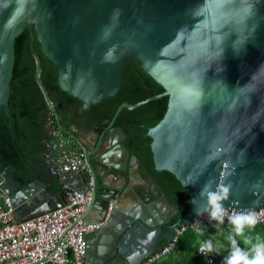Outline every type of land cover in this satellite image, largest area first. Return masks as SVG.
I'll list each match as a JSON object with an SVG mask.
<instances>
[{
  "label": "water",
  "instance_id": "1",
  "mask_svg": "<svg viewBox=\"0 0 264 264\" xmlns=\"http://www.w3.org/2000/svg\"><path fill=\"white\" fill-rule=\"evenodd\" d=\"M26 28H34L43 54L57 67L60 88L88 107L119 93L127 61L139 63L165 90L122 104L113 121L94 127L99 138L92 147L83 134L61 127L34 54L36 78L59 129L86 154L82 174L91 176L80 191L93 180L88 216L103 224L96 237L103 248L88 251L91 263L143 264L182 226L203 216L195 208L206 204L199 192L210 178L213 189L231 185L226 208L263 206L264 0H0V117L9 118L15 46ZM164 97L167 112L147 133L155 168L173 174L196 198L172 226L176 211L169 199L131 156L122 128H112L123 108L132 111ZM15 171L0 161L7 194L17 188L36 192L34 212L40 211L26 220L57 209L58 199L66 204V192H47L45 181L28 183L29 176L14 178Z\"/></svg>",
  "mask_w": 264,
  "mask_h": 264
},
{
  "label": "trees",
  "instance_id": "2",
  "mask_svg": "<svg viewBox=\"0 0 264 264\" xmlns=\"http://www.w3.org/2000/svg\"><path fill=\"white\" fill-rule=\"evenodd\" d=\"M35 53L41 59L42 73L40 79L56 109L61 127L64 130L77 128L91 131L94 126L102 125L106 120L113 121L122 104L134 105L165 91L161 85L141 69L139 63L127 61L123 65L122 88L119 93L104 100L101 104L88 107L60 88L57 67L43 54L34 28H26L17 39L15 46L16 64L11 82L10 119H8V122L10 120L11 123V133H9L8 125L2 122L6 118L4 114L0 118V136L5 141L4 163L8 166L9 164L13 165L20 173H25L23 180L26 179V174H29V161L35 160L38 163L45 161L39 153H48V144L43 143L42 140L47 139L48 143H52V140L56 141L53 135L44 131V127L48 125L51 133L59 129L55 116L50 110L36 78ZM168 102L169 98L164 97L132 111L123 108L112 126L122 128L127 136L126 147L130 150L131 156L140 160L165 193L173 209L179 213L174 218V221H177L179 217L189 211L191 199L187 190L182 187L173 174L156 170L151 150L152 139L147 135L148 128L156 126L163 119L168 109ZM73 106H76L82 115L89 116V120L83 128L79 127L75 118L71 116ZM33 139L37 140L39 146V152L36 154L30 151L26 145L28 141ZM9 145L11 150H9ZM31 180L33 179L30 177L27 180L28 183ZM51 190L56 193L62 191L58 178L52 179ZM254 233L264 236V225L257 226ZM199 237L201 236L195 235L190 230L181 237L177 252L171 255H178V259L174 260L176 263L207 264L206 259L197 254L200 245ZM167 243L164 241L161 247Z\"/></svg>",
  "mask_w": 264,
  "mask_h": 264
},
{
  "label": "built area",
  "instance_id": "3",
  "mask_svg": "<svg viewBox=\"0 0 264 264\" xmlns=\"http://www.w3.org/2000/svg\"><path fill=\"white\" fill-rule=\"evenodd\" d=\"M52 135L57 140L67 134L58 129ZM45 159L50 165V174L60 180L62 191L66 192V204L32 219L17 222L14 219L12 198L5 194V180L0 178V264H93L88 260V236L103 225L85 221L93 203V180L86 191L75 190L71 186L80 173L88 170L86 154L84 151H66L52 157L48 152ZM232 210L236 209H229ZM260 210H264V204L257 211ZM196 221H199L203 235L213 228L229 230L227 219L219 225L210 220L207 213ZM194 222L182 226L170 242L143 264H156L175 254L181 237L187 231L198 235L192 227ZM262 225L264 220L257 226ZM197 254L204 257L207 264H216L212 253L201 254L198 248Z\"/></svg>",
  "mask_w": 264,
  "mask_h": 264
},
{
  "label": "clouds",
  "instance_id": "4",
  "mask_svg": "<svg viewBox=\"0 0 264 264\" xmlns=\"http://www.w3.org/2000/svg\"><path fill=\"white\" fill-rule=\"evenodd\" d=\"M214 183L210 178L200 190L199 197L206 200V204L202 208H195L196 215L207 213L209 219L219 225L224 224L227 219L229 230L224 235V240L228 247L225 248L219 241L208 239L200 242L199 252L219 255L221 251H225L227 254L224 255L222 264H264V237L253 235L257 225L264 220V210L242 208L229 211L224 202L229 199L231 185L220 183L213 189ZM195 201L196 198H193L191 203L194 204ZM192 227L198 235H203L199 221L194 222Z\"/></svg>",
  "mask_w": 264,
  "mask_h": 264
},
{
  "label": "crops",
  "instance_id": "5",
  "mask_svg": "<svg viewBox=\"0 0 264 264\" xmlns=\"http://www.w3.org/2000/svg\"><path fill=\"white\" fill-rule=\"evenodd\" d=\"M105 128H98V130H96V132H106L107 129ZM60 137V136H58ZM94 137V140L90 141V138ZM83 138L84 140L87 142L86 145L92 146L94 147L96 144V141L99 138V134L98 133H85L83 134ZM63 144V146H62ZM72 146L71 149L68 148V146ZM105 146L110 148L108 142L105 143ZM48 152L51 154V156H58L61 155L63 152H81L83 151V149H81V147L75 142V140L73 138H69L68 135H64L61 138H57V140H52V143H49L48 146ZM45 159V156H44ZM47 166H48V170L44 168H42L41 164L38 163L35 160H31L28 163V168H29V174L27 176L31 177L33 180L35 179H39L42 181H45L47 183V187L45 188V190L47 192H52L53 190H51V181L53 177L50 174L49 168L50 165L48 164L47 160L45 159L44 161ZM81 175V176H80ZM78 177H76V179L74 181L71 182V186L74 187L76 190H82L84 188V184H83V179L85 178V176H87L88 178L91 176L90 171L85 174V173H81ZM13 177L15 178V175L13 174ZM30 179V178H29ZM32 181V180H31ZM19 188L16 189V193H10L7 194L6 190L4 191L6 195H9V197H12L13 200V205L15 208V212H14V219L15 221H23L26 220V218L31 217L32 215H34V213H38L40 211V209H38L37 211L34 212V209L38 208L36 206L35 200L37 199V197L35 196L36 192L34 191L33 194L30 193H24V192H19L18 191ZM60 193V192H59ZM2 196V193L0 192V198ZM55 203L53 204V207L55 208H60V206L64 205L63 200L58 199L57 201H54ZM32 206V207H31ZM85 221L87 223H91V224H96L94 218L92 217V214H90L89 216L87 215ZM248 230L246 229V232ZM228 230H221V229H217L214 228L213 230L209 231L208 236H206V240L208 239H212L214 242L219 241L225 248L228 247L227 242L224 240V235L227 234ZM97 232L91 234L88 236V251L91 250V252L93 253H98L100 252L99 250L103 248L102 245L100 244H96V237H97ZM259 234V233H256ZM253 235H255V233L253 232ZM260 235V234H259ZM262 236V235H260ZM264 237V236H262ZM200 246V245H199ZM243 246V245H241ZM90 252V251H89ZM88 252V260L90 261V253ZM215 260H216V264H222L224 255H226L227 253L225 251H221V253L219 255H217L216 253H212ZM175 258V259H174ZM178 259V255L175 256H171L168 258L163 259L162 261L156 263V264H178L176 263V260Z\"/></svg>",
  "mask_w": 264,
  "mask_h": 264
},
{
  "label": "flooded vegetation",
  "instance_id": "6",
  "mask_svg": "<svg viewBox=\"0 0 264 264\" xmlns=\"http://www.w3.org/2000/svg\"><path fill=\"white\" fill-rule=\"evenodd\" d=\"M74 107H76V106H73V107H72V109H73V113H72L71 116H72L73 118H75L76 124H77L79 127L83 128L84 126H86L87 121L89 120V116H88V115H82L81 112L77 113V112L74 110ZM2 115H3V114H2ZM2 115H1V117H2ZM4 116H5V115H4ZM1 117H0V118H1ZM5 117H6V116H5ZM8 119H10V115H9V118L6 117L2 122H4L5 124L8 125V127H9V133H11V132H12L11 123H10V120H9V122H8ZM102 125H103V124H102ZM98 126H100V125H98ZM75 127H76V126H75ZM94 127H95V126H94ZM94 127L92 128L91 131H86L85 129L80 130V129H77V128H72V129H73L75 132H79V133H81V134H85V133H87V132H92L93 129H94ZM112 128H114V127L112 126ZM72 129H69V130H72ZM69 130H67V131H69ZM44 131H45L47 134H51V135H52V133H53V132L51 133V131H50V127H49L48 125L44 127ZM125 135H126V134H125ZM77 137H79V136H77ZM17 138H18V137H17ZM126 141H127V136H126V139H125V145H126ZM42 142L45 143V144H48V146H49V143L47 142V139H43ZM4 144H5V141H4V139L0 136V161L3 162V164H4L5 167L13 166V165H10V164H9V166H8V165H6V164L4 163V159H5V156H4V154H3V151H4ZM20 144H22L21 141H20ZM26 145H27V148H28L30 151H33V152H34V154H36L37 152H39V146H38L37 140H35V139L30 140V141H28V142L26 143ZM48 148H49V147H48ZM9 150H11V146H10V145H9ZM12 152H13V150H12ZM130 153H131V152H130ZM39 155H40L41 157H44V156H45V154H43V153H41V152L39 153ZM40 164H41L42 168L45 169V171H46V169L48 170V166H47V164H46L45 162H41ZM15 168H16V167H15ZM49 171H50V168H49ZM14 175H15V178L23 179V175L25 176V173H20V172L18 171V169H16ZM26 177H27V175H26ZM55 178H57V177H55ZM55 178H53V180H54ZM178 214H179V213L176 212V215H175V216L171 219V221L168 223V226H172L173 224H175L176 221H174V218H175L176 216H178ZM166 231H167V229H166Z\"/></svg>",
  "mask_w": 264,
  "mask_h": 264
},
{
  "label": "rangeland",
  "instance_id": "7",
  "mask_svg": "<svg viewBox=\"0 0 264 264\" xmlns=\"http://www.w3.org/2000/svg\"><path fill=\"white\" fill-rule=\"evenodd\" d=\"M68 148L71 149L72 146L69 145ZM211 230H212V229H211ZM206 236H208V232H207L205 235L199 237V238H198V242H201V241L206 240Z\"/></svg>",
  "mask_w": 264,
  "mask_h": 264
}]
</instances>
